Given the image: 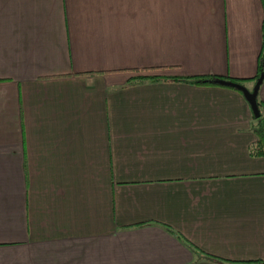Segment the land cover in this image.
<instances>
[{
  "label": "crops",
  "instance_id": "0c3cea01",
  "mask_svg": "<svg viewBox=\"0 0 264 264\" xmlns=\"http://www.w3.org/2000/svg\"><path fill=\"white\" fill-rule=\"evenodd\" d=\"M261 0H0V264L264 261L247 78ZM264 104V76L257 89Z\"/></svg>",
  "mask_w": 264,
  "mask_h": 264
},
{
  "label": "trees",
  "instance_id": "16d2710c",
  "mask_svg": "<svg viewBox=\"0 0 264 264\" xmlns=\"http://www.w3.org/2000/svg\"><path fill=\"white\" fill-rule=\"evenodd\" d=\"M262 3V21H261V48L257 55V64H256V72L253 76L248 77V79L260 78L262 80L264 76V0H261ZM176 80V81H185L193 84H202V85H222L234 88L241 92L239 88H237L234 84L227 81L243 83V81L247 78L235 77L229 75H215V74H190V75H179V76H161L157 74H138L136 76H132L128 83H135L139 80ZM242 93V92H241ZM256 104L258 108V114L255 115L251 110V121H250V130L254 133L255 138L248 144L247 151L248 154L253 156L264 155V104L256 94ZM164 227L170 232L174 233L178 238H180L192 251L194 254V258H207L213 259L220 264H264V261L261 258H252V259H230L225 258L213 253H210L197 244L186 238L180 232L174 230L170 225L164 224Z\"/></svg>",
  "mask_w": 264,
  "mask_h": 264
},
{
  "label": "water",
  "instance_id": "95a60500",
  "mask_svg": "<svg viewBox=\"0 0 264 264\" xmlns=\"http://www.w3.org/2000/svg\"><path fill=\"white\" fill-rule=\"evenodd\" d=\"M227 82H231L232 84H234L237 88H239L241 90L243 96L248 101L252 112L255 115H257L258 114V108H257L255 97H256L258 85L260 83V78H257L250 88L245 86V84H242V83H237V82H232V81H227Z\"/></svg>",
  "mask_w": 264,
  "mask_h": 264
}]
</instances>
